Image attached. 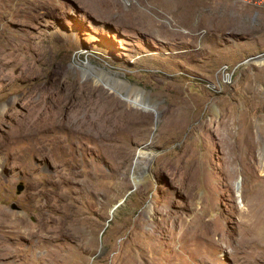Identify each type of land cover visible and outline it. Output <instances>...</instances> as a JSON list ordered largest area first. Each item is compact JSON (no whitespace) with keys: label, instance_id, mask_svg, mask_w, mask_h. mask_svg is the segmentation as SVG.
Instances as JSON below:
<instances>
[{"label":"rangeland","instance_id":"rangeland-1","mask_svg":"<svg viewBox=\"0 0 264 264\" xmlns=\"http://www.w3.org/2000/svg\"><path fill=\"white\" fill-rule=\"evenodd\" d=\"M263 27L257 0H0V210L39 242L0 224V264H264Z\"/></svg>","mask_w":264,"mask_h":264},{"label":"bare ground","instance_id":"bare-ground-1","mask_svg":"<svg viewBox=\"0 0 264 264\" xmlns=\"http://www.w3.org/2000/svg\"><path fill=\"white\" fill-rule=\"evenodd\" d=\"M258 2H261V1H258ZM262 2H264V1H262ZM122 83L126 84L128 86V93L136 95L138 93L141 94L143 92L142 89H139L137 87L131 86V85H129L126 82H122ZM53 96H54V99H53L52 102L57 104L59 97H57L55 95H53ZM126 99H127V101L132 103V105L135 106V107H138V106L141 105L140 102L134 100L133 97L131 98L129 95H127ZM56 114H57V110H56L55 107H52V106H50V108L46 109L45 111L43 109L40 113L36 114L34 117H33L32 114H30V116H28V118L24 121L25 123L22 125V128H20V130L17 131V133H15V134L13 133L11 135V138H16L19 135H25L29 131L47 130V129L53 127V120H54V117L56 116ZM174 116H176V115L174 114ZM104 119H105V117H104ZM61 124L63 125V123L59 122V123L56 124V126H59V125L62 126ZM140 155L142 157H149L150 156V152L147 149H145V150H142L140 152ZM263 157H264V155H263ZM235 174L236 173H233L231 175V177H232L231 179H234ZM262 177H263V180H264V173H263ZM257 186H258L259 189L255 188L253 186L251 188H246L241 194V198L243 199L242 202H244V206H245V207L244 206L242 207V215L245 218V221H244V223L242 225V232H244L246 234H249V235L254 233V222H253V219H252V211H251V208H249V206L250 207H255V208L259 207L258 211H259V213H261V219H262L259 229H260V231H262V234L264 236V203L261 205V203L264 201V187H259V185H257ZM248 200H251L253 205H250L248 203ZM3 212H1V210H0V224L1 225L6 224L4 226H6V227H8L10 229H13V231H12L13 233H16V234L22 233L23 235H22L21 240H23V239L24 240H29V241L32 242V244L34 246H37L39 244V242L35 240V235L36 234H34L33 232L26 231V230L20 231V229L23 227V226L21 227V225L23 223L21 221H19L18 219H16V218L12 219L10 214H7V213L5 214ZM19 227H20V229H19ZM202 230L207 232V233H210L212 236H214V231L211 230L210 226L203 225ZM224 238H225V236L222 237L223 243L225 242ZM218 241H220V238L218 239Z\"/></svg>","mask_w":264,"mask_h":264},{"label":"water","instance_id":"water-1","mask_svg":"<svg viewBox=\"0 0 264 264\" xmlns=\"http://www.w3.org/2000/svg\"><path fill=\"white\" fill-rule=\"evenodd\" d=\"M257 56H259V54H257L256 57ZM21 189H22V185L19 183L17 188H16V191L19 192Z\"/></svg>","mask_w":264,"mask_h":264},{"label":"crops","instance_id":"crops-1","mask_svg":"<svg viewBox=\"0 0 264 264\" xmlns=\"http://www.w3.org/2000/svg\"><path fill=\"white\" fill-rule=\"evenodd\" d=\"M258 14H262V13H257V12H256V15H258ZM263 28H264V27H263ZM263 28H262V29H263ZM263 30H264V29H263Z\"/></svg>","mask_w":264,"mask_h":264},{"label":"built area","instance_id":"built-area-1","mask_svg":"<svg viewBox=\"0 0 264 264\" xmlns=\"http://www.w3.org/2000/svg\"><path fill=\"white\" fill-rule=\"evenodd\" d=\"M257 1H264V0H257Z\"/></svg>","mask_w":264,"mask_h":264}]
</instances>
